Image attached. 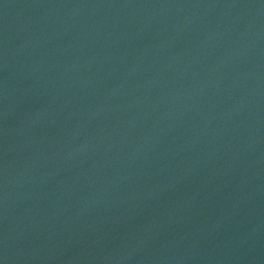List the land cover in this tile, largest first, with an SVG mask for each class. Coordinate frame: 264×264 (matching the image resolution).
<instances>
[{"label": "water", "instance_id": "water-1", "mask_svg": "<svg viewBox=\"0 0 264 264\" xmlns=\"http://www.w3.org/2000/svg\"><path fill=\"white\" fill-rule=\"evenodd\" d=\"M0 264H264V0H0Z\"/></svg>", "mask_w": 264, "mask_h": 264}]
</instances>
